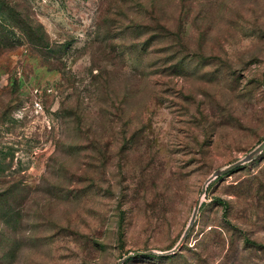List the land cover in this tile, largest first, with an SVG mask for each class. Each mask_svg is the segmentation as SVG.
I'll list each match as a JSON object with an SVG mask.
<instances>
[{"label": "rangeland", "instance_id": "rangeland-1", "mask_svg": "<svg viewBox=\"0 0 264 264\" xmlns=\"http://www.w3.org/2000/svg\"><path fill=\"white\" fill-rule=\"evenodd\" d=\"M262 140L264 0H0V264H264Z\"/></svg>", "mask_w": 264, "mask_h": 264}, {"label": "water", "instance_id": "water-1", "mask_svg": "<svg viewBox=\"0 0 264 264\" xmlns=\"http://www.w3.org/2000/svg\"><path fill=\"white\" fill-rule=\"evenodd\" d=\"M264 150V140H262L252 151H250L246 156H244V158H242L241 160L233 163V164H230L222 169H219L217 171L214 172V174L207 180V182L205 183V185L203 186L201 192H200V197L205 193V189H206V184L218 177V176H221L225 173H228L234 169H236L239 165H241L242 163L254 158L256 155H258L259 153H261L262 151ZM199 205H200V198H198L195 206H194V210H193V213H192V216L190 218V222L189 224L187 225L185 231H184V234H186L190 228V225L194 222L195 218H196V214H197V211H198V208H199ZM179 247V245L175 246L173 249H172V252H175L177 250V248ZM146 252H140V251H136V252H133V253H129L128 255H126L124 258L120 259L118 261V264H124V262L133 257V256H137V255H141V254H145Z\"/></svg>", "mask_w": 264, "mask_h": 264}]
</instances>
